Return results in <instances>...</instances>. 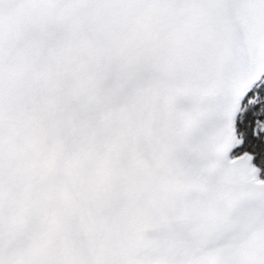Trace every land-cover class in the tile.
<instances>
[{
    "label": "snow or ice",
    "instance_id": "obj_1",
    "mask_svg": "<svg viewBox=\"0 0 264 264\" xmlns=\"http://www.w3.org/2000/svg\"><path fill=\"white\" fill-rule=\"evenodd\" d=\"M0 264H264V0H0Z\"/></svg>",
    "mask_w": 264,
    "mask_h": 264
}]
</instances>
